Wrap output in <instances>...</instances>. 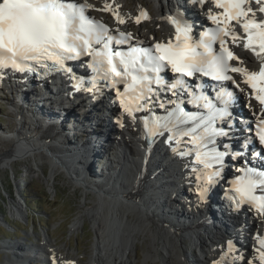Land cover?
<instances>
[{
	"label": "snow or ice",
	"instance_id": "1",
	"mask_svg": "<svg viewBox=\"0 0 264 264\" xmlns=\"http://www.w3.org/2000/svg\"><path fill=\"white\" fill-rule=\"evenodd\" d=\"M191 2L205 4V0ZM211 2L216 8L222 9V12L209 13L207 18L216 27L201 33L198 42L193 43V28L189 23L172 17L175 42H157L139 49L132 47L127 53H123L114 51L110 46L113 41L110 29L85 15V10L91 7L88 4L65 0H2L0 70L11 68L14 72H35L39 68L69 72L71 69L66 67L65 61L89 55L92 61L88 67L97 75L91 77L90 87L86 90L98 91V79L112 80L113 86L123 83L124 90L117 88L116 96L123 112L133 122L137 118L136 113L150 112L145 106L147 102L155 103L156 90L153 89V84L157 86V90L163 88L170 91L176 100L169 98L167 103L174 107L166 108L162 102L156 104L165 109L166 115L158 116L151 112L140 119L149 137L162 136L168 132V141L175 140L177 144L184 142L183 137L189 138L186 143L191 147L186 151H179V155H194L193 164L202 166L192 167V172L196 174V180L201 182L197 187L199 199L207 201L209 186L218 183L225 164L224 157L228 155L227 151L220 152L215 147L216 137L229 136V131L218 127L217 123H227L231 119L229 107L234 97L221 83L220 91L210 99L203 92L198 94L194 91L185 78L200 74L217 82L235 83L229 72L240 74L244 78L243 83L251 88V97L259 103L261 114L264 115V20L255 19L256 10L246 7L252 0ZM255 3L259 5L258 11L264 13V0H255ZM103 10L110 8L105 5ZM113 14L119 24L125 23L118 13ZM141 18L147 19V13L140 12L136 17L137 24ZM237 26L243 30V36L238 35ZM119 35L125 40L131 37L130 33L119 32ZM226 37L236 46L243 40V48L251 50L260 62L258 71L232 66L230 62L238 61L239 57L228 47ZM217 41L218 52L212 47ZM93 43L102 47L93 48ZM165 69H170L175 74L171 82L161 75ZM114 77L120 79L113 80ZM236 87L239 88V85ZM181 97H187V104H191L196 111H186L182 107L185 100ZM185 125L187 127H182ZM227 126L229 129L232 127L230 123ZM247 130L250 133L254 131V135L245 138V145L258 140L261 150L253 148V154L258 158L264 157V119L254 121ZM239 155L233 152L231 159L235 160ZM236 171L241 174L229 181L231 187L227 189L226 198L235 204L237 211L242 205H250L264 216V168L240 166ZM255 239L258 245L254 249L256 255L253 259H248L246 264H253V260L264 264V236L257 235ZM228 247L231 250V241L228 242ZM239 259L245 258L240 256Z\"/></svg>",
	"mask_w": 264,
	"mask_h": 264
},
{
	"label": "bare ground",
	"instance_id": "2",
	"mask_svg": "<svg viewBox=\"0 0 264 264\" xmlns=\"http://www.w3.org/2000/svg\"><path fill=\"white\" fill-rule=\"evenodd\" d=\"M133 1L140 5L143 3L142 0ZM127 3V0H96L92 6L98 8L101 5L104 9L105 5H108L110 13H118L125 20L124 24H119L115 18L116 28L128 31L131 19L134 23L140 13H137L135 9L127 10ZM159 3L161 6L155 14V19H158L164 27V31L166 30L160 38H169L170 32L173 33V30L164 21L163 11L173 7L174 2L159 0ZM251 7L255 10L258 9L255 2H252ZM184 8L189 12V16L198 15L204 18L203 14H197V10L193 8L189 0H183L179 12L186 14L182 10ZM144 31H139L137 35L142 40L147 39ZM150 35L154 37L152 34ZM153 40H158V38L154 37ZM238 44L239 46L234 44L233 46L241 54L243 59L241 65L255 67L256 61L243 48V43L238 42ZM87 71L85 70V72ZM40 87L42 88L41 94L33 99L29 92L32 90L30 87L22 89L27 92V96L19 97L17 100L24 104L23 107L16 106L14 104L16 101L13 100L18 116L22 115V112L30 113L28 119L22 115V121L20 120L16 127H20L18 130L23 132L20 136L28 134L31 137L10 140L11 143L8 144L7 150H1L3 152L0 153V169H4L11 159L18 156L21 157L17 160L23 159V157H39L48 160L52 177L65 170L71 175L72 181L80 187L77 178L95 184H92L96 187L94 191H85L86 199L91 193L96 197L94 205L88 208L84 214V216H89L92 219L97 239L95 241L96 247L90 254L87 264H140V258L136 255L137 243H141V238L144 241L149 239L147 253L142 264H193L192 262H185L181 258V253H184L182 247L184 243L181 240H184L183 235L186 232L196 230L198 232L203 231L207 237L202 236L201 233L191 232L192 239L197 242L196 245L203 253L204 261L211 260L214 253L213 246L216 245L218 237L213 235L214 231L209 228L205 229L204 225L212 227L213 230L220 233L223 232L225 235L224 228L227 223L222 222L221 214L215 211L209 212V210L207 212L211 217L209 221H205V211L194 205L192 199L189 203L181 195L182 186H186L185 178L189 177L190 165L186 156L177 155V151L171 147L172 141L163 139L151 158L146 160L145 157H141L145 155L146 150L137 120L131 121V118L125 113L120 115L121 132L119 135L123 140L114 144L113 136H107L100 141L97 135L104 130L101 133L104 136V133H108L110 130L109 127L108 131L106 128L107 116H101L100 119L93 117L89 111L85 110L87 104L84 105V99L81 96L67 98L62 95H55L49 86L41 85ZM80 88L82 89V87ZM245 88L243 86L241 97L250 106L251 113L255 114L253 104H249V98H246ZM81 106L82 112L80 111ZM113 115L115 116L114 113ZM26 120H32L35 123H26ZM67 120L74 123L78 122L80 127L78 124L67 122ZM121 121L123 126H121ZM38 122L46 124L48 128L44 126L37 131L40 124ZM32 126H37V128L32 130ZM82 130L88 132L86 137L81 139L80 135L73 142L68 141V137H73ZM109 132L113 134L112 131ZM11 133L14 134V132ZM17 136H19L18 133ZM58 138L60 140L64 138L66 143H60ZM111 151L117 152L116 154L120 156L116 160L110 159L108 156ZM13 161L15 160L11 162ZM39 161L41 160L39 159ZM99 166L100 170L105 167L104 170L110 172L107 176L106 174L103 175L102 179L94 181L92 174ZM194 184L197 185L199 182L194 181ZM176 193H180V202H178ZM14 208L21 217L24 216L20 204ZM159 218L165 223H162ZM253 219L256 225L261 224L260 217L253 216ZM200 221H202L201 224ZM81 222L77 221L74 226H80ZM169 225V228L173 229L172 231L168 230ZM11 247L14 246H10V249L14 251ZM16 249L19 250V247L16 246ZM38 249L42 248L39 247ZM54 250L56 249L52 250L51 248V254L57 259L58 252ZM31 252L26 253V255L33 256L34 254H30ZM43 252L48 253V249H44ZM27 256L19 257L17 260L19 263L22 261L23 264H27ZM60 256L63 258L57 259V264H67L65 262L66 256L64 254H60Z\"/></svg>",
	"mask_w": 264,
	"mask_h": 264
},
{
	"label": "rangeland",
	"instance_id": "3",
	"mask_svg": "<svg viewBox=\"0 0 264 264\" xmlns=\"http://www.w3.org/2000/svg\"><path fill=\"white\" fill-rule=\"evenodd\" d=\"M142 1V4L151 10L155 19V14L161 6L159 0ZM170 1L175 2V0ZM127 2V10H136V8L139 7V5H137V3L133 0H127ZM156 20V23H154V21L147 25L144 23V32L146 35L152 34L154 37H159L158 40H160L164 27L160 24L158 19ZM131 23H133L132 19ZM154 30L157 31V33H155ZM0 96H3V99L0 98V153H2L7 150V146L11 143V139H24L31 137V135L25 134L24 136H20L23 132L18 130L20 127H16L20 123L19 121L21 120L22 115L24 117L26 116V119L30 118V113L22 112V115L18 116V112L15 111L16 106H24V104L15 99L16 103L14 104L16 106H14L11 100H4L6 98H12L8 92L1 93ZM82 110L83 108L81 106L80 111L82 112ZM111 119L109 121H111ZM26 121V123L30 124L35 123L32 120ZM38 123H40L38 128L37 126H32V130L37 128V131H39L44 126L47 127L46 124H41V122ZM71 123L76 125L78 124V126H80L78 122ZM106 124L108 123L106 122ZM85 130L78 131L77 135L73 137H68V141L73 142L75 138L77 139V136L80 135L81 139L86 137L88 132ZM11 132H14L15 135ZM17 133L19 136H17ZM63 139L64 138L60 140L58 138V141L60 143H66ZM19 157L21 156L11 159L10 162L12 160L15 161L11 163L9 162L4 169H0V188L3 187L5 191L8 192L11 187L10 182H12L15 185L16 191H18L16 193L18 198L16 197L14 191L15 197H13V201H8V199H6V203H2L4 209L3 212L0 213V264H13L12 262L14 261L12 260L14 256L11 254L10 246H14L11 247L12 249H15L14 251L17 250L16 246L19 247V252L22 253L24 250V248L21 250V246L18 245V243L41 247L44 249H47L48 247L49 249L52 248V250L56 249L54 251L57 252L58 250V252L65 254L69 259L73 258L72 260H79L80 264H87L90 254L95 249L94 247H96L95 241L97 239L92 219L89 216H84V214L88 208L94 205L96 197L91 193V195L89 194L86 199L85 191L90 190L92 192L96 189V187L93 186L90 181L79 179L77 177L76 180L82 187L73 185L67 172L65 173L61 171L56 174V176L52 177L51 167L47 159L39 157H23V159L17 160ZM108 157L113 160L112 154H109ZM39 159L41 161H39ZM104 169L105 167L100 170L99 166L97 170H94L92 174L94 181L102 179V176L105 174L107 176L110 171H105ZM17 178H22V180H17ZM91 180L93 181V179ZM0 200L2 201L5 199L2 198ZM18 204H20L23 208V217H21L14 208V206H17ZM77 221L82 222L80 226L76 227L74 224ZM209 228L213 229L212 227ZM187 234H190V239L186 240V243L183 246V251L186 250V254L187 251L190 253L194 246L198 248V245H196L197 242L192 239L191 231L185 233V235ZM201 235L207 237L204 233H201ZM214 236L216 238L218 237L217 235ZM5 239L10 240L9 242H11V244L5 245ZM2 244L5 246H2ZM148 244L149 239L144 241L142 238L141 243H137L136 257L140 258V264L144 261ZM5 250L10 252V254H8ZM181 255V258H183L185 262L190 261L193 264H199L198 262H200L197 259V254L192 253V257L191 254H189V257L187 258L185 257V252L181 253ZM16 264H20L19 261H16Z\"/></svg>",
	"mask_w": 264,
	"mask_h": 264
},
{
	"label": "water",
	"instance_id": "4",
	"mask_svg": "<svg viewBox=\"0 0 264 264\" xmlns=\"http://www.w3.org/2000/svg\"><path fill=\"white\" fill-rule=\"evenodd\" d=\"M41 164V163H40ZM62 172H67V171H62ZM28 174H30V173H28ZM68 174V173H67ZM69 175V174H68ZM70 176V181H71V183L73 184V185H75V186H77V187H80L79 185H76L73 181H72V178H71V175H69ZM27 177H30V176H27ZM26 178V177H25ZM22 180V178H17V180ZM11 183V187L9 188V191L8 192H6L5 191V189L2 187V188H0V199H2L3 197H2V195L6 198V199H8V201H10V200H12L13 201V197H15V195H16V193L18 192V191H16V189H15V185L12 183V182H10ZM2 185V184H1ZM30 185V184H29ZM82 187V186H81ZM14 191H15V195H14ZM21 196V195H20ZM16 197L18 198V196L16 195ZM16 198V199H17ZM4 199V198H3ZM6 199L5 200H0V202L1 203H6ZM4 207V206H3ZM159 220H161L160 218H159ZM161 222L162 223H165L164 221H162L161 220ZM170 227V225L168 226V230H170V231H172L173 229H171V228H169ZM194 230V229H193ZM191 232H196V233H203V231H200V232H198V230H196V231H191ZM195 233V234H196ZM184 236V240H181V242H183L184 244L182 245V247L185 245V243H186V240H188V239H190V234H187V235H183ZM213 251H214V253H213V257L215 256V247L213 246ZM184 252H185V257L187 258V257H189V254L190 253H188V251H187V254H186V250H184ZM191 252H195L200 258H202L203 260H204V257H203V253L199 250V248H196L195 246H194V248L192 249V251ZM212 257V258H213ZM187 260V259H186ZM188 263L190 262V261H187ZM209 262V261H208ZM205 264H206V261L204 262Z\"/></svg>",
	"mask_w": 264,
	"mask_h": 264
},
{
	"label": "trees",
	"instance_id": "5",
	"mask_svg": "<svg viewBox=\"0 0 264 264\" xmlns=\"http://www.w3.org/2000/svg\"><path fill=\"white\" fill-rule=\"evenodd\" d=\"M29 187H30V186H29ZM2 197H3L4 199H6L3 195H2ZM3 209H4L3 204L0 202V213L3 212Z\"/></svg>",
	"mask_w": 264,
	"mask_h": 264
}]
</instances>
